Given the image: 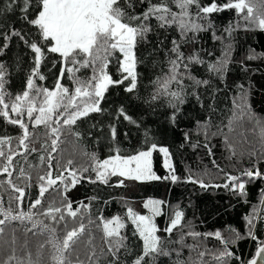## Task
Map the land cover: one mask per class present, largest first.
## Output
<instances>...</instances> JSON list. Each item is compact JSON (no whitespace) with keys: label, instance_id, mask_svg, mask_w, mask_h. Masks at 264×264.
<instances>
[{"label":"snow or ice","instance_id":"6c2138e0","mask_svg":"<svg viewBox=\"0 0 264 264\" xmlns=\"http://www.w3.org/2000/svg\"><path fill=\"white\" fill-rule=\"evenodd\" d=\"M138 6L143 8L139 13L135 10ZM14 7H18L29 33L34 35L14 28L0 31V55L14 38L32 53V65L19 93L8 91V70L0 62V119L18 129L14 137L0 136V264H159L162 257L169 258L170 264H264V239L261 238L264 197L244 216L246 232L230 228L228 236L219 230L198 232L185 222V213L179 207L172 208L159 199H147L142 204L147 215L131 207L126 212V219L134 226L133 235L142 242L136 251L122 232L127 227L124 217L93 218L90 204L74 206L67 196L85 181L112 186L109 183L112 177L119 178L116 186L121 187L125 180L170 181L190 183L202 190L223 188L238 197L246 196V185L264 181V167H261L264 165V116L251 108L244 85L237 86L230 112L220 124L212 125L209 118L201 128L203 147L210 157L214 153L209 133L211 137H223L229 158L237 154L235 145L229 141V134L237 128L258 139L259 148L240 153L241 159L247 155L249 163L237 174L225 172L212 160L222 183L205 182L210 175L207 168L193 171L189 167L185 177L177 176L170 162L169 148L158 144L154 139L156 134L133 119L123 107L114 113L115 119L128 121L142 134L141 150L121 155L120 149L114 146L118 132L112 124L109 125L113 142L110 152L115 154L107 158L101 160L95 153L83 150L93 164L76 165L72 158L64 160L61 148L65 143L62 137L83 139L77 122L91 113L103 112L101 103L110 87L124 85L127 93L137 92L138 65L142 63L139 49L153 45L149 38L152 34L156 35L152 50L163 53V62L160 74L150 81L155 89L150 101L166 99L172 110L169 121L173 124L189 97L203 106L199 89L203 87L207 92L212 81L198 77L195 68H204L218 81L226 80L235 34L264 32V0H208L207 3L202 0H7L6 6L0 0V15L12 12ZM224 11L232 12L234 18L217 29L213 15ZM161 31L166 34L174 31L176 35L161 39ZM202 33H207L213 44L220 43L221 57L213 61L204 58L202 53L206 52L208 57L214 53L202 47ZM53 54L58 59L53 58L52 65L59 63L60 68L50 90L39 82L46 79L41 72L42 62ZM113 62L118 78L109 71ZM84 69H89L91 74L78 76ZM65 78L71 81V87L61 83ZM211 110L216 111L214 107ZM212 127L217 130L211 132ZM41 128L42 133L37 131ZM184 138L190 146H199L191 145L188 133ZM244 140L247 142L246 135ZM154 153L162 154L167 175L154 172ZM31 156L35 160H30ZM18 158H23V162ZM33 170H36L34 178ZM33 187L37 189V196L30 199ZM46 194H49L47 199ZM165 215L167 223L160 227L156 218ZM97 233L101 245L95 242ZM212 238L217 243L209 246L207 242ZM243 239L253 242L248 257L237 255L233 250Z\"/></svg>","mask_w":264,"mask_h":264},{"label":"trees","instance_id":"16d2710c","mask_svg":"<svg viewBox=\"0 0 264 264\" xmlns=\"http://www.w3.org/2000/svg\"><path fill=\"white\" fill-rule=\"evenodd\" d=\"M208 0H202V3H207ZM7 0H3V6H6ZM136 12L143 10L138 6ZM23 14L19 12L18 7H14L12 12H6L0 15V31H10L16 29L22 31L26 35H34L29 33V26L22 19ZM233 13L224 11L213 15L217 29L228 24L233 20ZM168 39L175 36L174 31L170 33L160 32V38ZM201 37L204 41L202 47L207 51H212L213 56L208 57L206 52L202 53L206 60L213 61L221 57V45L219 42L213 44L207 33H202ZM153 41V45L141 46L139 56L142 57V63L138 65L139 81L138 90L134 94H129L124 90V85L110 87L105 94V98L101 103L103 112L91 113L89 116L77 122L78 130L84 134L82 140H75L72 136L62 137L65 143L61 145L63 149L64 160L68 158L74 159L76 165H91L93 161L89 156L84 155L86 150L88 153H95L99 159L107 158L114 151L113 142L109 134V125H115L118 136L115 142V147L120 149L121 155H131L143 147L142 134H138L133 124L122 118L117 121L114 113L123 107L125 111L141 124L147 125L153 133H155V141L161 146L169 148L171 153L170 162L175 168V174L179 177H185L189 167L193 171H199L207 168L210 175L205 178V182L222 183V176L218 173L215 164L224 169L225 172L237 174L248 165V157L245 154L241 159L240 153L247 149L256 147L259 148L258 139L255 135L247 132L245 129L237 128L229 134L230 143L235 145L236 156L229 158V152L225 150L222 143V136L211 137L210 146L214 157L207 155V149L203 147L204 136L201 134L202 125L209 121L212 125H219L221 120L230 112L232 100L238 91V85H244L248 92V100L251 108L264 116V32L240 31L235 34V42L230 53L231 64L227 72L226 80L218 81L214 76H211L204 68H195V74L204 79H211L212 83L206 90L201 87V101L203 106L194 98L189 97L187 102L182 106L181 111L177 115L175 124L169 121L171 109L168 107L167 100L161 98L156 102L150 101V96L155 90L150 81L154 80L161 72L163 62V53L153 52L156 43V35L152 34L149 37ZM167 46V42L166 45ZM201 47L200 44L196 45ZM249 55L259 57L249 60ZM53 55L48 56L42 62L41 72L46 77L39 84L42 87L52 89L56 83L60 64L55 67L52 65ZM2 62L7 70V79L9 83L6 85L9 92L19 93L25 86L26 77L29 74L32 65V53L25 47L22 41L14 38L9 47L0 55ZM110 73L114 78L117 77L116 64L113 62L110 65ZM89 69H84L77 73L80 77L90 75ZM65 86L71 87V81L64 79L61 81ZM127 83V82H125ZM215 108L213 112L211 109ZM251 125H246L250 128ZM216 127L211 128V132H215ZM227 132V128L224 129ZM18 129L8 124L4 119H0V136H16ZM129 133L125 136L124 133ZM247 136V142L244 140V135ZM188 133L191 145H199L197 147L190 146L189 142L185 141L184 134ZM15 143V141H13ZM183 145V146H181ZM39 147V145H37ZM30 160H35V156L29 157ZM22 163L23 158H18ZM264 167V165H261ZM153 170L159 176L167 175V172L161 166V155L153 154ZM33 178L36 175V170H33ZM89 175V173H85ZM94 175V173L92 174ZM119 178L112 177L110 184L112 186L101 183H89L85 181L78 184L74 189L67 193L68 198L73 202L74 206L81 204H90V214L93 218L103 216L104 218H112L121 216L126 218V212L131 205L138 204V209L134 210L138 213L142 212V205L147 199H159L168 202L172 208L183 210L185 213V222L189 223L198 232H215L221 231L223 235L228 236L229 229L234 228L241 233L247 230L244 216L250 214L254 207L257 206L263 181L256 180L253 183L246 185L247 195L238 197L223 188H208L207 190L200 189L197 185L190 183L172 184L170 181H147L138 182L125 180L124 186H116ZM51 192V190H50ZM49 194H46V199ZM37 196L35 187L30 189V199ZM96 197L95 200L92 198ZM7 200V195H5ZM130 205V206H129ZM88 214V210H85ZM156 223L163 227L167 223V216L157 217ZM127 227L122 230L123 234L128 237L127 243L136 251H139V245L142 243L136 236L133 235L134 226L126 221ZM187 231V229H185ZM179 229L176 230L178 235ZM261 238L264 239V233H261ZM96 244L101 245L100 235L97 233ZM191 243V238L188 239ZM209 246L216 245L214 238L208 242ZM175 247V245H167ZM253 242L249 239L238 241L234 247L237 255L248 257L252 249ZM187 256V250H185ZM130 259V258H129ZM159 264H170L169 258L162 257Z\"/></svg>","mask_w":264,"mask_h":264},{"label":"rangeland","instance_id":"374dc122","mask_svg":"<svg viewBox=\"0 0 264 264\" xmlns=\"http://www.w3.org/2000/svg\"><path fill=\"white\" fill-rule=\"evenodd\" d=\"M38 132H40V133H42V128L41 129H39V130H37ZM160 154V153H159ZM161 155V166H162V168L165 170V172H167L168 170H166L164 167H163V156H162V154H160ZM155 172V171H154ZM156 173V172H155ZM146 202V201H145ZM130 206V205H129ZM131 208L133 209V210H137L139 207H138V204H136V205H131ZM140 208H141V210H142V212H140V214H145V215H147L148 214V212H147V210L146 209H144L143 207H142V205L140 204ZM126 221H128L126 218H125V222ZM128 222H130V221H128ZM131 223V222H130Z\"/></svg>","mask_w":264,"mask_h":264},{"label":"built area","instance_id":"2783aa9c","mask_svg":"<svg viewBox=\"0 0 264 264\" xmlns=\"http://www.w3.org/2000/svg\"><path fill=\"white\" fill-rule=\"evenodd\" d=\"M262 189H264V181H263V183H262ZM262 197H264V193L261 192L260 197H259V200H258V203H259V201L262 199ZM258 203H257V204H258Z\"/></svg>","mask_w":264,"mask_h":264}]
</instances>
